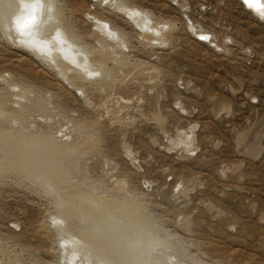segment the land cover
<instances>
[{
	"label": "rangeland",
	"instance_id": "374dc122",
	"mask_svg": "<svg viewBox=\"0 0 264 264\" xmlns=\"http://www.w3.org/2000/svg\"><path fill=\"white\" fill-rule=\"evenodd\" d=\"M49 1L46 24L62 21L104 62L67 72L69 83L34 56L39 42L53 48L46 33L33 39L22 20L21 31L0 30V130L73 154L58 161L64 198L2 164L0 264H111L82 253L79 231L126 249L124 264H264V17L243 0ZM121 7L147 12L149 29ZM119 181L129 204L111 195ZM68 196L74 217L61 214ZM113 199L125 203L116 216L101 211ZM84 204L100 216L80 218ZM131 207L144 225L130 226Z\"/></svg>",
	"mask_w": 264,
	"mask_h": 264
},
{
	"label": "bare ground",
	"instance_id": "6f19581e",
	"mask_svg": "<svg viewBox=\"0 0 264 264\" xmlns=\"http://www.w3.org/2000/svg\"><path fill=\"white\" fill-rule=\"evenodd\" d=\"M2 1L6 2L7 5H8V9L6 11H1L0 10V30L1 31H4L6 34L8 33V31L10 32H14V31H19L20 28H23V25L19 24L18 22L19 21H23L25 23H29L30 21V18L31 17H34V21L31 22L32 24L30 25L31 28H30V32H28V36H32L33 39H39V36L43 33H46V38L50 39L51 40V44H52V49L49 50V45L48 43L46 42H39L38 44L42 47V50L40 49L39 51H37L38 49L35 48L34 46V49H36V52H34V56L41 60V61H44L45 63H47L50 67H56L57 71H58V74L59 76H61L62 79L64 80H67L69 81V83H72L70 82V80L67 79V72L69 71H76L75 69H78L79 70V73L80 74L84 70L85 71V75H89V72L87 73V69L88 67L86 68V66L88 64H90V68H92L91 66L93 67H96L98 69H102V65H103V62L101 61V59H94L92 56H91V52H89V56L90 59L88 58V54H87V51L84 50L83 47L81 46H77L74 44V40L73 38H71V35L69 32H68V28L65 29V27L62 26V21H56L54 23H56V26H54V23L50 24V25H47L46 24V20H45V17L47 14L50 15V12H51V9H52V5H51V2L49 0H0V3H3ZM27 2H29L30 4H26ZM118 2V1H117ZM259 3L260 5L264 6V0H259ZM32 5H36L35 9L33 10V8L31 7ZM26 6L25 10H23V8ZM111 8V7H110ZM30 10H33V12H31ZM121 11H123L125 13L126 16H128L129 20H131L136 26L139 27V29H143V28H146L147 30L149 29V27L151 26H146V20L147 21H150V23L152 22L151 21V18L149 16V14L147 12H144V11H141V10H133V9H126L125 7H121L120 8ZM261 10H264V8H262ZM253 11V9H252ZM25 12V13H23ZM119 12V11H118ZM255 12V11H254ZM258 13V11H256ZM255 12V13H256ZM259 14V13H258ZM157 20V19H156ZM130 21V22H131ZM13 22L14 26H11L10 27V24ZM148 23V22H147ZM106 25V23H103L102 25ZM104 25V26H105ZM127 26V25H126ZM134 26V25H133ZM166 26V25H165ZM108 27V26H107ZM107 27L105 28V31L107 29ZM157 27V26H156ZM104 28V27H103ZM140 29V30H141ZM157 30V29H156ZM21 31V30H20ZM29 31V30H28ZM101 31V30H100ZM109 31H110V34H111V31L112 33H115L114 30H107V33L109 35ZM146 31V30H144ZM159 32V30H158ZM106 33V32H105ZM146 33V32H145ZM141 34V33H140ZM98 35V34H97ZM114 35V34H113ZM160 35V34H159ZM163 35V34H162ZM75 36V35H74ZM100 36V35H99ZM99 36L97 38H99ZM143 36V35H142ZM165 37V36H164ZM168 37V36H167ZM31 38V39H32ZM113 38V37H112ZM37 39V40H38ZM104 39V38H103ZM107 39V37H106ZM111 39V38H110ZM147 39V38H146ZM163 39V38H161ZM36 40V41H37ZM114 40V39H113ZM112 40V41H113ZM105 41V40H104ZM102 42V39L101 40H98L97 42L101 45H99L105 52V54L112 57L114 54V51L111 49V47L106 43V42ZM115 41V40H114ZM118 41V40H117ZM142 41V40H141ZM150 41V40H149ZM157 41V40H155ZM162 41H165V38L164 40ZM34 42V41H33ZM97 43V44H98ZM117 43V42H116ZM34 44H37V43H34ZM120 44V43H119ZM38 46V45H37ZM39 47V46H38ZM113 47V46H112ZM32 49V47H31ZM100 49V48H99ZM101 49V50H102ZM87 50V49H86ZM100 50V52H101ZM117 50V49H116ZM85 52V53H84ZM101 54V53H100ZM104 54V55H105ZM86 55H87V58H86ZM102 55V54H101ZM120 57V56H119ZM116 58V57H115ZM114 58V59H115ZM119 59V58H118ZM117 59V60H118ZM102 60H104L102 58ZM116 60V61H117ZM106 61V60H105ZM116 63V62H115ZM120 64L123 63V62H119ZM46 64V65H47ZM118 64V63H117ZM125 64V63H124ZM67 65L69 67H67ZM123 66V65H122ZM73 67V68H71ZM125 67V66H124ZM105 68V67H104ZM122 68V67H121ZM126 68V67H125ZM97 69V70H98ZM81 70V71H80ZM119 70V69H118ZM122 70V69H121ZM100 71V70H99ZM92 72V71H91ZM97 72V71H96ZM73 73V72H72ZM77 73V72H76ZM99 73V72H98ZM92 74V73H91ZM90 74V75H91ZM78 76V75H77ZM93 76V75H92ZM145 77V76H144ZM75 78V77H74ZM109 78V77H108ZM130 81V80H129ZM106 83V82H105ZM107 85V84H106ZM118 87V86H117ZM81 90V89H80ZM92 90V89H91ZM117 90V89H116ZM113 97V96H112ZM8 98V97H7ZM3 103L1 102V105ZM9 104V103H8ZM1 105H0V108H1ZM4 105V104H3ZM11 106V105H10ZM5 110V109H4ZM25 110V109H23ZM96 110V109H95ZM9 111V114L11 115L10 116V120L11 122H16L18 121L19 122V115L18 113H15V110H12L10 111V109H8ZM42 111V110H41ZM23 112V111H22ZM37 112V111H36ZM35 114V113H34ZM22 115V114H21ZM24 115L26 116V114L24 113ZM22 115V116H24ZM29 115V114H28ZM9 117V116H8ZM21 117V116H20ZM12 118V119H11ZM25 118V117H24ZM23 119V118H22ZM8 120V119H7ZM26 120V119H25ZM12 122V123H13ZM21 122V121H20ZM17 123V122H16ZM14 124V123H13ZM12 124V125H13ZM16 126V125H15ZM17 127V126H16ZM18 128V127H17ZM16 128V129H17ZM8 129V128H7ZM13 129V126L12 128L8 129V130H0V154H1V157L0 158V171H1V166L2 164H5V165H8L11 170H14V172L16 171L17 173L20 172V173H24L23 175H26V176H33L35 179H38L40 181H42L44 184H46L47 186H49V188H51V192L52 190L53 191H56L58 192V194L60 195V197L64 198V196L61 195V190H60V187L64 181L63 177H62V172H64L63 170L60 171V169H64V168H60L59 167L61 166V164H59L60 166H58V161L59 159L62 160V157L66 158L70 152V150H65V147L64 149L61 147V146H57L55 144V141L52 139H47V138H43L41 136H32L30 138H27V140L29 139V141H25L23 140L22 138L18 137H13V134H12V130ZM11 130V131H10ZM14 131V130H13ZM19 131V130H18ZM26 132V131H25ZM17 133V132H16ZM20 133V132H19ZM47 134V133H46ZM17 135V134H15ZM18 136V135H17ZM27 137V136H26ZM80 144V143H79ZM96 145V144H95ZM1 146H4V150L1 148ZM70 146V145H69ZM80 145H75L74 147H70L69 149L74 150H77V148L79 147ZM83 146V145H82ZM81 146V147H82ZM86 146V145H85ZM89 146V144H88ZM87 146V148H88ZM80 147V148H81ZM90 147V146H89ZM86 148V149H87ZM68 149V148H67ZM90 149V148H88ZM93 149V147H92ZM77 152V151H76ZM75 154V153H74ZM70 156H73L72 155H69ZM8 157V160H6ZM75 157V155H74ZM73 157V158H74ZM72 159V158H71ZM65 160V159H63ZM73 161V160H72ZM71 161V162H72ZM7 162V163H6ZM60 162V161H59ZM64 162V161H62ZM71 164V163H70ZM7 167V168H9ZM63 167V166H62ZM66 167V165H65ZM3 168V167H2ZM68 171V170H67ZM66 171V173H67ZM70 172V171H69ZM68 172V174H69ZM65 173V172H64ZM65 173V174H66ZM72 173V172H71ZM70 173V174H71ZM69 174V175H70ZM32 178V177H31ZM68 178V177H67ZM70 178V177H69ZM37 180V181H38ZM34 181V180H33ZM73 181V180H72ZM39 182V181H38ZM42 183V184H43ZM39 184V183H38ZM41 184V183H40ZM82 185V184H81ZM51 186V187H50ZM123 182L122 181H119L117 182V184L115 185V189L114 191L111 193L112 196H117L119 197L120 200H123L122 202H127L126 200H124L123 196H120L119 194V191L123 188ZM50 190V189H48ZM60 190V192H59ZM50 192V191H49ZM55 193V192H54ZM65 193V192H64ZM69 193V192H68ZM57 194V195H58ZM75 194V193H74ZM123 194V193H122ZM58 195V196H59ZM69 195V194H67ZM78 195V194H77ZM76 196V194L74 195V197ZM79 196V195H78ZM77 196V197H78ZM87 196V194H86ZM66 197V196H65ZM69 197V196H68ZM88 197H91V196H88ZM60 198V199H61ZM79 198V197H78ZM77 198V199H78ZM112 198V197H111ZM110 198V199H111ZM75 199V198H74ZM89 201L91 200L90 198H88ZM93 199V198H92ZM126 199V198H125ZM67 200V201H66ZM116 200V199H115ZM114 199L112 202H107L104 203V205L106 206L103 210L99 209L98 205H97V208L101 211H105L107 212V208L108 210L114 214L116 216L117 214V211H119V207L118 206H123L125 205V203L123 204H120L121 202L119 201V204L118 205ZM66 203L67 202H70L71 206H69V208H67L68 210L67 211H62L61 210V214L67 216V217H74V215L77 213H71L70 210V207H72V203L75 201H72V199H70V197L67 199H65ZM80 201V200H78ZM62 202V201H61ZM91 202H95L94 199L91 201ZM99 202V201H98ZM101 202V201H100ZM100 202H99V205H100ZM117 206H115L116 204ZM65 203V204H66ZM128 203V202H127ZM126 203V205H127ZM61 204V203H60ZM75 206L76 204L78 203H73ZM89 204V203H87ZM87 204H84L85 208L84 209V212L83 209L80 208L81 210V217L83 220H85V218L88 220L87 217H93V216H96L94 211L92 213V209L93 207L91 206V204H89L92 208L91 210L88 208L90 206H86ZM114 204V205H113ZM129 204V203H128ZM64 205V204H63ZM73 205V206H74ZM79 205V204H78ZM96 205V203H95ZM103 205V204H101ZM100 205V206H101ZM65 206V205H64ZM63 207V206H62ZM78 207V206H76ZM76 207H73L74 210ZM80 207V206H79ZM83 207V206H81ZM95 207V206H94ZM103 207V206H102ZM126 207V206H125ZM72 208V209H73ZM87 208V209H86ZM96 208V209H97ZM121 208V207H120ZM124 207H122L123 209ZM126 208H130V205H127ZM132 208V207H131ZM63 209H66L63 208ZM79 209V208H78ZM95 209V208H94ZM73 210V211H74ZM124 210V209H123ZM129 210V209H128ZM76 211V210H75ZM78 212H80L79 210H77ZM108 211V212H109ZM121 211V210H120ZM125 211V210H124ZM109 212V213H110ZM126 212H127V209H126ZM103 213V212H101ZM121 213V212H120ZM119 213V214H120ZM107 214V213H105ZM122 214V213H121ZM120 214V216H121ZM129 214V215H128ZM127 215H125L126 217H130V218H126L124 216V213H123V218L125 217L126 219H129V224L130 226H135L137 224H140V225H144L146 223L145 219L138 213L137 209L135 208H132V210L128 213ZM80 215V213H79ZM118 215V214H117ZM97 216H100L97 215ZM96 216V218H97ZM78 217V215H77ZM107 217V216H106ZM95 218V217H93ZM92 218V220H93ZM111 218V217H110ZM122 218V220H124ZM103 218H101L100 220H102ZM113 219V218H112ZM91 220V221H92ZM106 221L108 219H105ZM90 221V220H88ZM126 221V220H125ZM129 226V227H130ZM155 236L158 235L157 232H154L153 233ZM81 239H82V243H81V249H82V253L84 254L85 252H89L91 253L92 255H94L98 260H106L108 262L109 260V263L112 262L111 264H124V260H126V254H127V251L126 249L123 250H119L116 246L114 245H108L107 246V243L106 242H102L100 240H97L95 239V236L93 234H90L88 231H79L78 234H77ZM155 236L153 237L154 239ZM162 248H164L165 250L168 251V249H170V243H168L167 241H163L162 240ZM79 251H81L80 249H78ZM129 252V250H128ZM117 260H116V259ZM157 258V257H156ZM169 257H166V259H168ZM153 260V259H152ZM160 260V259H159ZM165 261V260H164ZM126 262V261H125ZM154 262V261H153ZM152 262V264H153ZM166 262H168L166 260ZM128 263V262H127ZM131 263V262H129ZM156 263V262H155ZM126 264V263H125ZM133 264V262H132ZM138 264V263H137Z\"/></svg>",
	"mask_w": 264,
	"mask_h": 264
},
{
	"label": "snow or ice",
	"instance_id": "6c2138e0",
	"mask_svg": "<svg viewBox=\"0 0 264 264\" xmlns=\"http://www.w3.org/2000/svg\"><path fill=\"white\" fill-rule=\"evenodd\" d=\"M244 4L249 7L250 9H255L256 11H258L259 15L264 17V10H261L262 8H264V6L260 5L259 0H243ZM108 0H104V4H107ZM33 8V10L35 9L36 5H32L31 6ZM34 21V17L30 18L29 23ZM201 40L207 39V37L205 36H200ZM145 187H147V185H145ZM54 223H60V221H53Z\"/></svg>",
	"mask_w": 264,
	"mask_h": 264
}]
</instances>
